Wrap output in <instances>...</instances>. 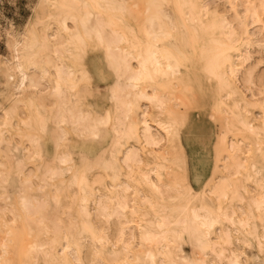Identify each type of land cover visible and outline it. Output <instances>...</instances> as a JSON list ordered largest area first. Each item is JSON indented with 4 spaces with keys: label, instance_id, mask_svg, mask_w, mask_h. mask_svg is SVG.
Segmentation results:
<instances>
[{
    "label": "bare ground",
    "instance_id": "1",
    "mask_svg": "<svg viewBox=\"0 0 264 264\" xmlns=\"http://www.w3.org/2000/svg\"><path fill=\"white\" fill-rule=\"evenodd\" d=\"M228 1L239 17L238 0ZM241 1L246 10L236 20L237 31L228 18L210 14L202 0H66L55 19L64 36L51 47L48 38L56 34L14 39L16 61L6 74L15 79V93H37L48 72L53 79L52 109L45 111L42 99L32 101L28 120L14 133L29 143L37 162L44 156L41 142L52 141L53 164L45 172L48 177L38 179L78 217L71 225L54 224V215L28 209L30 199L21 194L25 216L13 205L0 212V264H84L80 252L88 239L91 260L98 264H264V106L252 104L239 81L253 45L248 21L264 30V0ZM49 47L50 57L44 53ZM96 51L104 53L117 85L111 105L92 115L95 99L88 93L85 56ZM247 77L248 84L253 76ZM142 102L152 108L151 117ZM193 106L197 114L210 108L223 133L213 148V177L201 192L190 184L185 149ZM14 110L7 112L4 125L11 123ZM50 123L54 128L47 129ZM71 135L109 144L94 158L79 152ZM163 140L164 148L141 154V145L151 148ZM15 149L8 144L2 151ZM68 170L73 175L67 189L57 179ZM93 172L97 176L91 180ZM94 183L107 204L98 206ZM74 186L77 192L70 191ZM92 205L105 226L93 222ZM6 212L12 215L11 226ZM132 216L137 218V248L125 232ZM118 218L124 221L114 240L107 229ZM22 219L25 226L19 224ZM25 239L31 242L19 249Z\"/></svg>",
    "mask_w": 264,
    "mask_h": 264
},
{
    "label": "rangeland",
    "instance_id": "2",
    "mask_svg": "<svg viewBox=\"0 0 264 264\" xmlns=\"http://www.w3.org/2000/svg\"><path fill=\"white\" fill-rule=\"evenodd\" d=\"M64 1L66 0H0V122H1L0 138L3 140V143L0 144V212H3L4 209L7 207H11L10 205H13L14 207L18 208V210H20L21 208L19 206V196L21 194H25L30 199L29 201L30 206L28 209L35 210V208H38V210L42 213L45 214L50 213L54 215L53 217L54 224H59L60 222H63L64 224L69 223L71 225V221L78 217L77 213H75L74 211L75 208L68 209L62 206L65 203L64 201L58 202L54 200L53 199L54 193L50 190L53 187L45 188L41 186L42 182L40 181V179L48 177V175L45 176V172L53 164V158L56 154V150L52 141L45 138L41 142L44 156L40 161L37 162V160L33 158V156H31V152L33 151V149H31L29 143L14 133L16 128L22 126L23 124L22 122L28 120L30 114L29 111L27 110V105L32 103V101L42 99L40 103L45 111H49L50 108L52 107V98L50 93L51 90L49 87L50 86L49 82L53 81L52 74L51 72H48L47 78L45 80H42V82L40 81L41 79L39 80L40 81L39 88L41 87V89H39L37 93L27 91L24 93V95L15 93L16 90H14L13 88V83L15 79L14 80L9 79L8 74H6L8 64L16 61L13 57L14 52L11 47V44L15 38L24 36L25 34H27L26 36L27 38L28 37L31 38L32 36L40 38L45 33L50 35L56 34V36L58 37L50 36L48 38L51 47L54 43H56L60 39V37L64 36V32L60 30L58 21H55L56 17L60 14L61 11L59 10L58 5H61ZM202 1L208 8L210 14H215L217 16L228 18L232 27H236L235 29L239 31L240 27L239 29L237 27L240 24L239 22L240 19L244 18L245 15L242 14H245V10H246V5L243 4L242 1L239 2L238 0L236 2V0H234V2L240 3V8L237 7L241 11L240 12L238 10L240 12L239 17H235V12L231 8V4L229 3L228 0H202ZM52 16L54 18H52ZM230 19H232V21ZM236 20H239L238 21L239 23ZM251 20L248 21L249 24L247 25V28L251 30L250 33L252 34L251 37L253 40L252 43L253 45L249 46L250 47L248 50L249 58L247 61H245L243 65L244 67L243 68L244 70L242 72L243 76L240 75L239 81L241 88L243 89L245 94L249 96L248 99L250 100V102L254 104L256 107H258V106H264V102H262L264 101L263 100L264 99V93H263L264 92V30L261 28V26L258 23L257 24L256 22L253 23ZM67 22L68 25L71 24L69 28L73 29V25H74L73 22L70 20H68ZM57 31L58 33H56ZM254 39L257 41L256 44L254 43L255 42ZM50 47L49 49H45L46 51L44 52L49 57L52 55L51 53L52 48L50 49ZM85 62L89 70V78H90L89 79L90 86L88 87V93L90 94V97L92 99H95L92 100L91 98H89V100L90 101L92 100V102L95 105L90 107L89 110L92 113V115H96L97 110L104 111L106 110V108H108L111 105L112 103V99H110L111 93L113 89L116 88L117 85L116 78L109 71L104 53L102 51L90 52L86 54ZM102 70L103 72L101 74ZM249 73L253 76L251 77L253 79L252 84H251L252 79L250 80V82H248V84L245 82V79L248 78L247 76L249 75ZM260 92H262V94H260ZM253 94L254 97L251 96ZM17 95L18 98L16 97ZM120 95H121L120 96L121 99L125 98V92L123 93L120 92ZM16 100L17 101L19 100L18 101L19 103ZM184 100L186 99L184 98ZM196 100L198 104H205V105L207 104V101L206 103H204V101L200 99H196ZM13 102H16L18 105ZM13 104L18 106V108L15 107ZM142 104L144 106L143 107L144 109L148 108L147 114L149 117H151L153 114L152 108L150 106H147L148 104L147 103L145 104V102H142ZM9 106H11V108ZM14 107L16 108L15 110ZM11 109L14 110V114H12V117H10L11 123L8 126H6L3 124V121L6 119L7 112L13 113V110ZM208 109L210 108H207L205 109V111H201L198 114L195 113L196 111L195 106H193L190 109V113L192 114L193 119L188 126L187 132L184 134L185 143H186L185 149L189 158V170H190L189 174H191L189 176V181L196 192H201L203 188H205L206 185L209 184V181H211L213 177L212 173L214 171L213 148L223 138V133L221 132L222 130L220 128V124L217 121L213 120L214 118L210 116L211 111ZM254 111L258 114L259 109L254 108ZM204 118H208V122ZM120 122L122 123V125L126 124L127 119L124 117V115L120 116ZM51 128L54 127L50 123L47 129H51ZM71 137L75 140L76 148L79 152L83 151L82 153L85 154L89 153V155H91L94 158L101 150L100 148H104L106 147L105 145L109 144L108 142L100 143L94 140H90V141L82 140L75 137V135H71ZM227 139L233 140V138L230 136ZM230 140H228L227 142H229ZM81 141L83 142V144ZM92 141L93 144L91 143ZM161 143L162 144L159 143L160 147L156 145L157 147L151 146V148L149 146H145L144 144L141 145L140 148L142 150L144 149L141 152V154L145 155L146 152L144 151H152L153 149L158 150L160 148H164L165 141ZM8 144L11 145L12 147L13 146L16 147V149L13 152L14 154L11 152L6 153L2 151L4 145H8ZM239 156L240 158L241 157L243 158L245 157V154L241 153ZM39 162H41L40 163L41 165L38 166ZM220 162L223 164V161ZM221 163L219 164L221 165ZM6 168H8V170ZM95 174L96 172L95 173L93 172V175L92 174L90 175L91 180L95 176H97ZM9 175L11 179L7 177ZM72 175L73 172L71 170H68L65 171L63 175L58 177L57 180L61 182L62 186L67 188L70 186L69 181ZM6 177L9 178V180H5ZM214 182H217V179L213 180V183ZM93 186L96 187L95 194L97 195L96 200L98 206L100 204H105V203L107 204L106 198L101 197V192L98 190V184L94 183ZM75 187L76 186L70 189V191L77 192V187L76 188ZM106 187H107L106 188L107 192L109 191L108 189L110 190L112 189L109 183L106 185ZM130 194L133 195L132 191H130ZM133 197L134 195L131 198ZM137 197L140 198L139 196ZM96 206L97 205H92L91 212L93 213L92 215L93 222L98 227L105 226L102 217L99 216V213L95 210ZM20 211L23 214V215L21 214V216H25V212L22 209ZM3 217L5 219L6 224H8V226H11V224L13 223L12 215L6 212ZM135 218L134 216L130 218L132 222L125 225V232L127 235L126 237H130V241L132 242V247L137 248L139 246L140 239H139V231L137 229V222H136L137 218L136 219ZM123 221H124L123 218L110 220L109 224L111 225V228L107 229V231L111 239L115 240L118 237L119 229L121 226H123L122 225ZM27 223L25 220L22 219L19 224L25 226ZM2 236L3 239H5L6 235L2 234ZM22 242L19 244V249H21L24 242L27 243H25V246L23 245V249H25V247H28V244L31 242V240L25 239ZM82 248L83 249L81 250L80 253L82 257L85 255L83 257L84 264H91V263L98 264L92 262L91 260L89 249H91L92 247L89 239L87 240V242L86 241L84 242V247Z\"/></svg>",
    "mask_w": 264,
    "mask_h": 264
}]
</instances>
